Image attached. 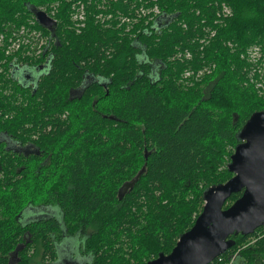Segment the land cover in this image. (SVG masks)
Wrapping results in <instances>:
<instances>
[{
	"label": "trees",
	"instance_id": "obj_1",
	"mask_svg": "<svg viewBox=\"0 0 264 264\" xmlns=\"http://www.w3.org/2000/svg\"><path fill=\"white\" fill-rule=\"evenodd\" d=\"M223 3L234 15L218 26ZM141 5L0 0V264L55 262L68 237L85 264H146L170 254L206 192L233 177L239 134L264 111L244 58L264 44V0H150L156 20L127 23ZM22 27L46 37L44 53L6 54ZM46 64L30 87L28 69ZM231 239L211 264H264V227Z\"/></svg>",
	"mask_w": 264,
	"mask_h": 264
},
{
	"label": "water",
	"instance_id": "obj_2",
	"mask_svg": "<svg viewBox=\"0 0 264 264\" xmlns=\"http://www.w3.org/2000/svg\"><path fill=\"white\" fill-rule=\"evenodd\" d=\"M36 14L44 27L53 25L45 13ZM239 137L241 143L228 165L233 177L206 192L203 211L172 252L146 264H211L234 246L231 236L252 235L264 227V111L251 116ZM132 187L133 182L124 186L120 199ZM241 192V198L225 208Z\"/></svg>",
	"mask_w": 264,
	"mask_h": 264
},
{
	"label": "built area",
	"instance_id": "obj_3",
	"mask_svg": "<svg viewBox=\"0 0 264 264\" xmlns=\"http://www.w3.org/2000/svg\"><path fill=\"white\" fill-rule=\"evenodd\" d=\"M102 2L107 0H101ZM117 1V0H115ZM136 2L141 3V7L138 9V7L134 8L132 10L133 13H135V17L131 18V20H127V23L132 24L138 22L140 19H146L147 24L150 22H154L156 18L161 14V10L155 6V7H147V4L150 0H135ZM155 1V0H153ZM217 13V19L219 21L224 20L225 18H228L232 16L231 9L227 5H222V7ZM86 7L84 4H74L73 12L75 11L73 18L80 26H84V22L86 20ZM46 13V12H45ZM55 11H52V14H54ZM48 16L51 17L47 13ZM52 18V17H51ZM98 20H100V17H98ZM209 33H211V36H215V31L207 30ZM15 40H11L12 45L8 48L9 53L11 52H17L21 49H27L29 50L30 54H34L35 56H39L42 53H44L46 49L47 39L42 35L41 32H37L36 30L32 28H26L22 27L20 31L13 33ZM4 40L3 36H0V43H2ZM187 57H190V54L186 55ZM244 58L248 60V62L252 65V69L249 72L248 79L250 85L254 86V88L260 83V81H263L262 85H259V88L264 87V44L256 45L253 47H250L246 53ZM209 70V71H207ZM211 70L206 67L202 71H200L196 76L197 78L204 75L205 72H210ZM193 74L187 73L186 77H189Z\"/></svg>",
	"mask_w": 264,
	"mask_h": 264
},
{
	"label": "rangeland",
	"instance_id": "obj_4",
	"mask_svg": "<svg viewBox=\"0 0 264 264\" xmlns=\"http://www.w3.org/2000/svg\"><path fill=\"white\" fill-rule=\"evenodd\" d=\"M222 5H227V4H221V7H222ZM228 6V5H227ZM230 9H231V12H232V16L234 15V12H233V10H232V8L230 7V6H228ZM221 8H218V12H219V10H220ZM232 16H230V17H228V18H225L224 20H222V21H219L218 19L215 21V24L216 25H218V26H222L224 23H225V20H227V19H229V18H231ZM209 30H211L210 28H208ZM7 55H9L10 53H6ZM208 68L210 69H212V71L214 70V68H215V66L214 65H211V66H208ZM205 69V68H204ZM3 68H1L0 67V73H3ZM207 71H209V70H207ZM46 72V71H45ZM45 72H43V73H45ZM28 73L29 74H31V77H34V79H36V78H38L40 75H43V73H41L40 71H34V73L33 72H29L28 71ZM205 73H209V72H205ZM19 74H21V76H22V78L21 77H19L20 78V80H22V81H24L25 82V80H24V78L25 77H23L24 76V74L23 73H19ZM185 76L183 75V78H184ZM263 84V81L261 80L260 81V83L255 87V90L257 91V93H258V95L260 96V97H263L264 98V87L263 88H260V89H258L259 88V85H262ZM248 85H250V83L248 82ZM36 213L37 212H39V211H41L40 210V208L38 209V208H36L35 210H34ZM52 212H53V215H55V217H57V218H60L59 217V214H60V209L58 208V207H52ZM28 214H29V219L30 220H34L35 219V217H36V214H34L33 212H27ZM65 244H69L70 246H72L71 248L70 247H68L67 245H62V246H60L59 248H58V251H59V255H61V256H64V255H66V256H74V254L72 253L73 251L72 250H75L74 251V253L76 254L75 256L76 257H79V258H81L80 257V254H79V248H78V246H79V241H78V239L76 238V239H67V240H65ZM73 248V249H72ZM15 257L13 258V261H15ZM79 264H83L84 263V260L83 259H79ZM31 264H45V263H43L39 258H36V257H34V259H33V261H32V263Z\"/></svg>",
	"mask_w": 264,
	"mask_h": 264
},
{
	"label": "flooded vegetation",
	"instance_id": "obj_5",
	"mask_svg": "<svg viewBox=\"0 0 264 264\" xmlns=\"http://www.w3.org/2000/svg\"><path fill=\"white\" fill-rule=\"evenodd\" d=\"M47 65V64H46ZM44 65V66H42L40 69H37V68H29L28 69V71L29 72H33L34 73V71L36 70V71H40L41 73H43V72H45V71H48L49 70V66L47 65ZM35 67V66H34ZM37 80V78L36 79H34V77H32V82L30 81V87L31 86H33L34 84L33 83H35V81ZM33 84V85H32ZM67 239V238H66ZM68 239H71V237H68ZM62 245V244H61ZM74 257V259H78V260H74V259H71V258H73ZM13 258V257H12ZM79 259H82V257L81 258H76L75 256H66V255H64V256H59V258H58V260L57 261H55V262H48L47 264H79ZM83 264H85V263H83Z\"/></svg>",
	"mask_w": 264,
	"mask_h": 264
}]
</instances>
